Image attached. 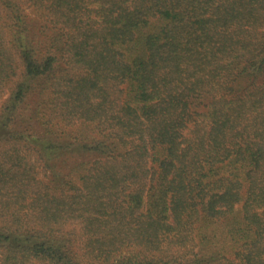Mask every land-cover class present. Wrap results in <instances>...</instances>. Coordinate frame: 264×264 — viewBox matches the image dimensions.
<instances>
[{
  "label": "trees",
  "instance_id": "1",
  "mask_svg": "<svg viewBox=\"0 0 264 264\" xmlns=\"http://www.w3.org/2000/svg\"><path fill=\"white\" fill-rule=\"evenodd\" d=\"M0 264H264V0H0Z\"/></svg>",
  "mask_w": 264,
  "mask_h": 264
},
{
  "label": "rangeland",
  "instance_id": "2",
  "mask_svg": "<svg viewBox=\"0 0 264 264\" xmlns=\"http://www.w3.org/2000/svg\"><path fill=\"white\" fill-rule=\"evenodd\" d=\"M243 205H244V201L243 200H239L236 203H234L233 212L234 213L242 214V212H243ZM254 209H255V207H254ZM256 211L259 212V213H261L262 212V209L256 208Z\"/></svg>",
  "mask_w": 264,
  "mask_h": 264
}]
</instances>
